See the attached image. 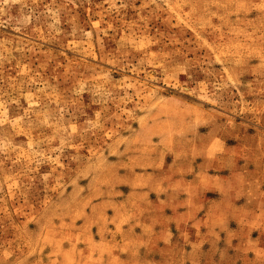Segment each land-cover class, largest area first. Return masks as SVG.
Instances as JSON below:
<instances>
[{"label":"rangeland","instance_id":"obj_1","mask_svg":"<svg viewBox=\"0 0 264 264\" xmlns=\"http://www.w3.org/2000/svg\"><path fill=\"white\" fill-rule=\"evenodd\" d=\"M0 264H264V0H0Z\"/></svg>","mask_w":264,"mask_h":264}]
</instances>
